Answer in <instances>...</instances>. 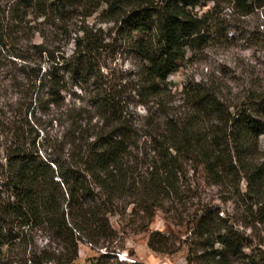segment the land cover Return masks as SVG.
Returning a JSON list of instances; mask_svg holds the SVG:
<instances>
[{
  "label": "trees",
  "instance_id": "obj_1",
  "mask_svg": "<svg viewBox=\"0 0 264 264\" xmlns=\"http://www.w3.org/2000/svg\"><path fill=\"white\" fill-rule=\"evenodd\" d=\"M212 1L0 0V64L21 92V131L14 134L0 189L1 242L6 217H11L62 244L61 255L44 248L34 253L32 264H107L104 258L113 255L109 252L119 242L111 217L146 230L157 209L182 203L187 162L211 184L233 187L248 201L253 221L264 227V100L253 109L230 111L216 89L205 83L185 85L179 110L160 103L163 119L145 151L148 143L135 141L137 129L123 91L99 84L90 104L67 99L94 69L90 54L103 47L96 34L86 35L70 56L49 47L50 27L65 29L73 14L85 20L94 11L83 9L94 5L108 20L134 32L144 62L136 94L145 104L171 94L169 76L189 50L211 39L209 12L195 10ZM233 1L243 15L264 6V0ZM37 34L43 42L34 44L31 53L26 43ZM43 57L50 61L48 67ZM214 208L208 202L197 206L184 264H264V236L253 246L250 235L245 237ZM80 243L108 253L79 262ZM148 245L162 253L179 248L171 235L157 230L150 233Z\"/></svg>",
  "mask_w": 264,
  "mask_h": 264
},
{
  "label": "rangeland",
  "instance_id": "obj_2",
  "mask_svg": "<svg viewBox=\"0 0 264 264\" xmlns=\"http://www.w3.org/2000/svg\"><path fill=\"white\" fill-rule=\"evenodd\" d=\"M83 11L94 12L85 20H82L81 15H71L65 22L68 24L65 29L54 30L50 27L53 35L49 47L61 49L58 54L72 55L77 43L87 39L86 35L90 38L96 34L99 43L103 44L100 50L90 54L94 69L86 73V82L74 85L67 99L90 104L99 84L123 91L125 98L130 101L128 112L131 114L128 117L137 129L135 141L148 143L143 146L145 151H149L152 133L163 119L160 103L165 102L172 112L179 110L185 85L205 83L216 89L230 111L242 107L253 109L260 99L264 100V6L253 8L247 15L241 13V7L233 0H215L196 8L195 12L199 15L209 12L211 39L202 48L189 50L179 69L169 76L171 94L151 98L145 104L140 102L136 94L135 85L140 79L144 62L134 42V32L108 20L101 10L94 9V5ZM42 42L43 36L37 34L26 44L34 53L32 46ZM18 47H21V42ZM42 60L43 65L48 67L50 61L46 57ZM3 63L0 64V189L2 178L8 170V153L15 144L12 143L14 134L21 131V92L12 85L8 73L2 67ZM20 66L21 59H17V67ZM260 142L264 153V135ZM184 169L182 203H169L165 209H157L146 230H138L137 225L128 222L122 225L119 217H111L113 226L118 230L119 242L116 251L109 252L113 255L103 261L107 264H124L121 262L131 263L135 260L145 264H184L188 253L185 240L190 235L197 206L205 202L221 209L220 215L229 217L245 237L250 235L253 246L259 245L264 236V227L250 217L248 201L235 194L233 187L211 184L191 162L185 163ZM241 188H246L245 179ZM3 197H6L5 192ZM6 219L5 236L0 241V264H32L34 253H41L44 248L50 254L61 255L62 244L52 240L45 230L21 227L20 219ZM156 230L171 235L179 248L167 253L152 250L148 240L150 233ZM91 247L88 243H80L79 262L86 263L88 258L108 253L105 248Z\"/></svg>",
  "mask_w": 264,
  "mask_h": 264
}]
</instances>
